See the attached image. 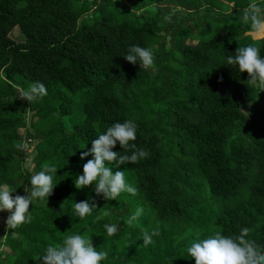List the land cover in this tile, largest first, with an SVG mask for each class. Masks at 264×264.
<instances>
[{"label": "trees", "instance_id": "obj_1", "mask_svg": "<svg viewBox=\"0 0 264 264\" xmlns=\"http://www.w3.org/2000/svg\"><path fill=\"white\" fill-rule=\"evenodd\" d=\"M252 4L264 8V0H0V184L26 195L28 142L37 143V171L58 170L48 202H34L31 221L7 231L0 248L11 253L0 252V264H42L46 247L77 232L107 253L102 264H195L193 242L244 228L264 247V85L225 60L250 44L264 57V39L242 23ZM132 45L152 50L149 69L123 58ZM34 82L48 94L30 105L22 96ZM126 120L149 156L112 171H124L137 195L109 201L94 185L78 190L93 159L82 152ZM85 200L97 212L79 221L74 203ZM137 207L143 214L129 225ZM111 223L119 231L109 238ZM145 230L158 233L148 247Z\"/></svg>", "mask_w": 264, "mask_h": 264}, {"label": "clouds", "instance_id": "obj_2", "mask_svg": "<svg viewBox=\"0 0 264 264\" xmlns=\"http://www.w3.org/2000/svg\"><path fill=\"white\" fill-rule=\"evenodd\" d=\"M242 23L249 26L257 36L264 34V8L257 4L250 5L242 13ZM123 58L132 65H139L141 69H149L154 63L153 52L150 48L132 45L127 49ZM229 66H238L240 73L247 72L249 83L264 85V57L261 49L248 45L239 47L234 56L225 58ZM44 83L34 82L23 92L22 99L31 103H39L47 96ZM137 124L132 120L117 122L109 126L102 134L91 141V149L81 154V160L92 156L83 165V174L79 175L74 184L78 190L94 185L97 196L102 195L105 200L115 201L122 193L137 195V189L126 181L124 171H115L121 165L136 164L149 156V151L137 149L132 143L136 140ZM119 144L122 151H113ZM23 147V145H21ZM131 150V155L121 154ZM112 164L113 167H109ZM35 168V166H33ZM57 168L44 165L42 170L35 171L30 177V186L24 188L26 195L12 196L16 190L6 184H0V212L9 213L6 226L8 230L16 229L24 223L30 222L32 214L30 206L37 200L48 202L54 187ZM144 209L137 207L127 223L131 225L138 221ZM97 212V205L91 200L74 203L73 215L79 221ZM107 237H114L119 226L115 223L104 224ZM158 233L147 230L143 234V246L153 243V237ZM248 229H241L239 235H222L215 233L207 238L198 239L187 248L188 258L195 260V264H264V247L249 240ZM107 259L105 251H98L92 246L91 238L77 232L68 235L61 243L46 247L40 255L42 264H102Z\"/></svg>", "mask_w": 264, "mask_h": 264}, {"label": "rangeland", "instance_id": "obj_3", "mask_svg": "<svg viewBox=\"0 0 264 264\" xmlns=\"http://www.w3.org/2000/svg\"><path fill=\"white\" fill-rule=\"evenodd\" d=\"M172 17L176 18L177 20H181L183 18V13L177 12L175 10L173 12V14L171 15V18ZM252 36H253V38L255 40L264 39V34H261V35L257 36L255 33H253ZM11 37L17 43L24 42V38L20 34L19 31H15L11 35ZM169 43H170V40L168 39V46H169ZM189 44L196 45L197 43L190 41ZM153 74H156V71H154ZM260 100L263 101L262 104L264 105V98L262 97V98H260ZM242 109H243L244 113H246V115L251 117V110H252V106L251 105H245V106L242 107ZM31 121H32L31 115L27 116L28 125H30ZM34 121H37V119H35ZM20 133L26 139V130H21ZM36 144L37 143H35V142L34 143L28 142V143H26V147H25L26 148L25 169H28L31 174H34V172L37 171V168H36V166L34 164V157L36 155L34 148H35ZM33 166H35V168H33ZM8 215H9V213H7V212H0V243H4V241L6 239V236H7L8 229H7V226H6V220H7ZM2 251L6 252V253H11L6 247H3Z\"/></svg>", "mask_w": 264, "mask_h": 264}, {"label": "crops", "instance_id": "obj_4", "mask_svg": "<svg viewBox=\"0 0 264 264\" xmlns=\"http://www.w3.org/2000/svg\"><path fill=\"white\" fill-rule=\"evenodd\" d=\"M0 244H1V243H0ZM2 248H3V247H2ZM2 248H0V251H1V252H3V251H2ZM7 249H8V248H7ZM8 250H9V249H8ZM9 251H10V250H9ZM10 252H11V251H10ZM4 253H6V252H4Z\"/></svg>", "mask_w": 264, "mask_h": 264}]
</instances>
